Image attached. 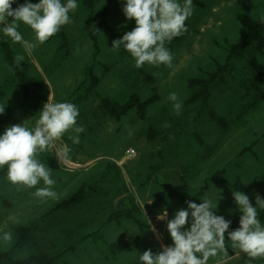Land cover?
<instances>
[{
    "label": "rangeland",
    "instance_id": "obj_1",
    "mask_svg": "<svg viewBox=\"0 0 264 264\" xmlns=\"http://www.w3.org/2000/svg\"><path fill=\"white\" fill-rule=\"evenodd\" d=\"M17 3L22 4L23 0ZM192 4L193 14L185 21L187 31L179 42L170 40L165 44L173 55L171 67L145 63L137 68L122 47L111 48L113 40L132 29L124 27L130 20L121 11V0H95L91 12L78 0L77 9L70 13L72 23L63 26L68 52L60 49L57 36L37 43L29 52L7 37L14 55H24L30 74L42 77L44 84L28 100L19 101L17 83L0 53V104H5V111L0 114L4 118L0 132L24 120L31 126L48 98L76 104L77 123L84 126V131L79 134L78 144H72L65 133L37 154L46 165L48 157L57 160L58 169L52 170L57 180L56 200H40L31 194L34 188L12 185L5 178L6 166L0 168V232L12 233L11 241H0V253L12 248L16 226L37 222L35 243L17 251L16 259L74 247L65 256L69 264H137V252L158 251L161 243H171L166 221L157 217L166 210L171 219L175 210L186 207L177 199L164 196L162 184L194 196L208 180L205 193L220 191L222 199L216 214L225 219L238 220L240 215L232 190L246 193L253 205L256 194L264 198V81L248 64L253 62L264 69V58L252 47L244 57L227 64L225 51L228 44L239 42L245 35L237 16L260 19L264 0H192ZM19 31L25 39H33L32 30L23 23ZM95 44L97 55L93 60ZM90 65L98 79L96 88L86 72ZM218 66L226 69L214 83L207 107L187 104L188 79L202 77ZM95 90L119 103L133 93L143 100L154 96L158 99L147 108L144 121L134 111L116 121L102 112ZM173 91L182 102L179 114L167 100ZM209 110L226 125L212 121ZM148 126L166 131L168 141L162 145L148 142ZM61 144L71 148L68 159L57 156ZM127 150H133L132 156L126 155ZM216 171H223L230 185L213 178ZM81 186L87 191L83 203L68 211L48 214L57 202ZM129 196L149 229L140 230L130 220L105 223L112 212L129 207ZM202 196L196 198V203ZM258 219L264 223V210L259 211ZM90 234L97 239L83 240ZM111 243L127 249L113 253ZM246 255L227 248L226 254L210 257L207 264H251L244 259ZM257 264H264V259H257Z\"/></svg>",
    "mask_w": 264,
    "mask_h": 264
},
{
    "label": "clouds",
    "instance_id": "obj_2",
    "mask_svg": "<svg viewBox=\"0 0 264 264\" xmlns=\"http://www.w3.org/2000/svg\"><path fill=\"white\" fill-rule=\"evenodd\" d=\"M121 2L125 19L133 20L134 27L113 40L111 48L122 47L137 68L145 63L171 67L173 55L165 44L187 31L185 21L194 11L192 0ZM14 3L17 0H0V33L12 43H19L25 52L34 49L37 43L46 42L62 26L71 24L70 13L78 7V0H37L35 3L23 0L13 8ZM260 22L264 23V17ZM21 23L32 30V40L25 39L19 31ZM13 59L19 65L24 55L17 53ZM167 100L179 114L182 102L177 93L169 92ZM4 111L5 104H0V114ZM38 113L31 126L24 120L0 132V168L6 166L5 178L12 185L34 188L31 194L40 200H56L58 193L54 185L57 180L52 169L37 154L50 148L53 141L65 133L72 144H78L84 126L77 123L79 108L67 100L53 102L48 98ZM70 152L67 144H61L57 156L68 159ZM38 184L42 186L36 187ZM231 194L240 213L237 227L229 230L232 221L216 214L222 199L220 191L206 192L199 203L185 201L186 207L175 210L171 219L166 210L157 217L166 221L171 243H161L158 251L137 252V264H207L210 257L226 254L227 248L251 258L264 257V223L258 219L259 211L264 210V198L256 194L253 205L246 193L234 189ZM11 240L10 231L0 232V241Z\"/></svg>",
    "mask_w": 264,
    "mask_h": 264
},
{
    "label": "trees",
    "instance_id": "obj_3",
    "mask_svg": "<svg viewBox=\"0 0 264 264\" xmlns=\"http://www.w3.org/2000/svg\"><path fill=\"white\" fill-rule=\"evenodd\" d=\"M94 1L95 0H80L81 5L90 12L92 11ZM90 17L91 16H89V18ZM262 17H264V15ZM260 20L261 18L254 20L244 14L237 16V21L245 29V35L243 39L239 42L228 44V47L225 50L227 52V64L232 59L244 57L245 52L252 47L264 58V23H261ZM124 27L133 28L134 21L130 20ZM54 36L60 38V49L65 52H68L69 44L64 27L62 26L60 31H58ZM180 39L181 35L173 38L171 42H179ZM93 40L96 42L94 36ZM0 53L2 55L3 61L11 70L14 80L17 83V87L19 89V101L28 100L35 90L40 89L43 86V78L30 74L29 63L21 61L20 64L17 65L14 62V52L12 51L9 40L2 33H0ZM96 55L97 46L95 44L93 60L95 59ZM248 64L249 68L253 71V73L264 81V69L253 62H248ZM225 69V66H218L216 70H214L213 72H206L205 75L202 77L188 79L187 87L190 90V95L187 100V104H199L202 106V108H206L211 96L212 87L214 83L220 78ZM86 72L92 83L93 88H96L98 84V79L93 74L92 65L86 68ZM93 93L99 102V106L102 112L106 116L115 119L116 121H119L131 111H134L137 117L141 121H144L146 118L147 108L151 106V104L155 103V101H157L158 99L157 96H154L143 100L138 94L133 93L125 102L119 103L117 101L102 97L100 94L97 93L96 90L93 91ZM9 105H14V103L9 102ZM208 112L209 118L212 121L216 122L217 124L223 127L226 125L224 120L219 117L215 112L211 110H209ZM3 119L4 118L0 116V128L4 122ZM146 139L150 143H158L162 145L168 141V134L166 131H160L155 129L153 126H148V129L146 131ZM47 165L52 170L58 169L57 160L53 156L47 158ZM4 169L6 170V167ZM223 174V171H216L215 173H213L212 177L220 179L225 184L230 185L228 180L223 177ZM161 187L163 189L164 196H167L168 198H175L186 206L185 201L191 200L196 202V198L202 196L205 193V191L208 189V180L205 181L204 185L200 188L199 192L194 196L183 195L168 184H162ZM86 193L87 191L85 186H81L76 192L57 202L50 209L48 214L50 215L59 211H68L76 207L77 205L84 202L85 198L87 197ZM127 201L129 207L112 212L106 219L105 223H120L122 220H130L140 230L149 229V225L140 218L139 209L134 199L129 196L127 198ZM230 220L232 221V224L230 225L229 230H232L238 226V220L235 218ZM38 229L39 228L37 222H31L27 226H16L14 228L16 234L15 242L11 249L0 253V264H57L59 262H62L63 264H69L65 260V256L69 251L73 252L74 247L66 248L65 250L59 251L57 253L31 254L24 259L15 258L14 255L17 251H21L24 248L29 247L35 243V235ZM89 237L95 240L97 239L95 235L90 234L83 237V240ZM109 247L113 253L124 252L127 249L125 245L118 243H111L109 244ZM259 258L264 259V257L251 258L247 255L244 257V259L248 260L251 264H257V259Z\"/></svg>",
    "mask_w": 264,
    "mask_h": 264
},
{
    "label": "built area",
    "instance_id": "obj_4",
    "mask_svg": "<svg viewBox=\"0 0 264 264\" xmlns=\"http://www.w3.org/2000/svg\"><path fill=\"white\" fill-rule=\"evenodd\" d=\"M133 153H134L133 150H127L126 151L127 156H132Z\"/></svg>",
    "mask_w": 264,
    "mask_h": 264
},
{
    "label": "crops",
    "instance_id": "obj_5",
    "mask_svg": "<svg viewBox=\"0 0 264 264\" xmlns=\"http://www.w3.org/2000/svg\"><path fill=\"white\" fill-rule=\"evenodd\" d=\"M170 186V185H169ZM173 188V187H172Z\"/></svg>",
    "mask_w": 264,
    "mask_h": 264
}]
</instances>
